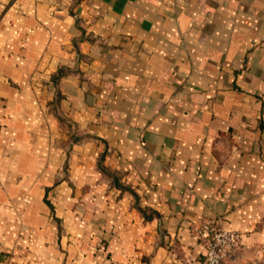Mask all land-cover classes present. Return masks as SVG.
<instances>
[{"label":"crops","instance_id":"obj_1","mask_svg":"<svg viewBox=\"0 0 264 264\" xmlns=\"http://www.w3.org/2000/svg\"><path fill=\"white\" fill-rule=\"evenodd\" d=\"M264 247V0H0V264H202Z\"/></svg>","mask_w":264,"mask_h":264},{"label":"built area","instance_id":"obj_2","mask_svg":"<svg viewBox=\"0 0 264 264\" xmlns=\"http://www.w3.org/2000/svg\"><path fill=\"white\" fill-rule=\"evenodd\" d=\"M193 231L203 246L202 264H225L242 239L239 231L223 228L215 220H204Z\"/></svg>","mask_w":264,"mask_h":264},{"label":"rangeland","instance_id":"obj_3","mask_svg":"<svg viewBox=\"0 0 264 264\" xmlns=\"http://www.w3.org/2000/svg\"><path fill=\"white\" fill-rule=\"evenodd\" d=\"M225 264H264V247L247 245L241 240L234 256Z\"/></svg>","mask_w":264,"mask_h":264}]
</instances>
